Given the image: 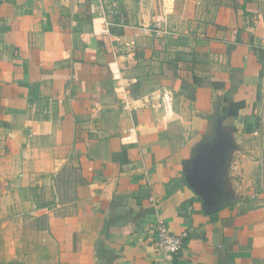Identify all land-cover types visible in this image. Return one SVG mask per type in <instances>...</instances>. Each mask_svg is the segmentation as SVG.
<instances>
[{
	"label": "crops",
	"instance_id": "crops-1",
	"mask_svg": "<svg viewBox=\"0 0 264 264\" xmlns=\"http://www.w3.org/2000/svg\"><path fill=\"white\" fill-rule=\"evenodd\" d=\"M263 122V0H0V264H264Z\"/></svg>",
	"mask_w": 264,
	"mask_h": 264
},
{
	"label": "water",
	"instance_id": "water-1",
	"mask_svg": "<svg viewBox=\"0 0 264 264\" xmlns=\"http://www.w3.org/2000/svg\"><path fill=\"white\" fill-rule=\"evenodd\" d=\"M222 143L218 142L210 154L198 158L194 163V170L187 178L188 187L204 200H209L213 186V176L222 165Z\"/></svg>",
	"mask_w": 264,
	"mask_h": 264
},
{
	"label": "built area",
	"instance_id": "built-area-1",
	"mask_svg": "<svg viewBox=\"0 0 264 264\" xmlns=\"http://www.w3.org/2000/svg\"><path fill=\"white\" fill-rule=\"evenodd\" d=\"M144 35L158 36L163 32V28L159 22H154L148 27L141 28ZM154 246L157 252L162 256L166 263H170L182 249L187 234L174 235L170 232L167 225L161 221H157L153 226Z\"/></svg>",
	"mask_w": 264,
	"mask_h": 264
},
{
	"label": "rangeland",
	"instance_id": "rangeland-1",
	"mask_svg": "<svg viewBox=\"0 0 264 264\" xmlns=\"http://www.w3.org/2000/svg\"><path fill=\"white\" fill-rule=\"evenodd\" d=\"M261 125L262 132L260 138L248 139L243 143V146H245L246 149L257 150L254 155L246 156L251 157L249 161L256 164L249 175L252 181L251 187L249 188L250 191L264 203V122Z\"/></svg>",
	"mask_w": 264,
	"mask_h": 264
}]
</instances>
